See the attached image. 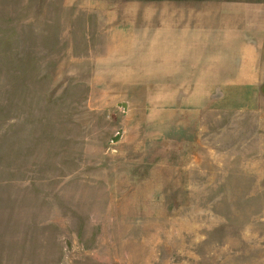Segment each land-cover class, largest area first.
<instances>
[{"label":"rangeland","instance_id":"374dc122","mask_svg":"<svg viewBox=\"0 0 264 264\" xmlns=\"http://www.w3.org/2000/svg\"><path fill=\"white\" fill-rule=\"evenodd\" d=\"M259 25L264 0H0V264H264ZM222 27L255 74L185 72Z\"/></svg>","mask_w":264,"mask_h":264},{"label":"crops","instance_id":"0c3cea01","mask_svg":"<svg viewBox=\"0 0 264 264\" xmlns=\"http://www.w3.org/2000/svg\"><path fill=\"white\" fill-rule=\"evenodd\" d=\"M261 33L264 32V26L259 25ZM204 27V26H203ZM202 27V29H203ZM213 28V27H211ZM237 32L240 33V29L243 28L246 30V27L237 26ZM208 31V28L206 27ZM203 31V30H202ZM201 31V32H202ZM222 33V34H221ZM222 41L216 42L213 44V49H207L205 47L197 48V61L184 60L182 63H178L182 68L185 67V72L190 71V73L200 74L198 77L199 80H243L248 79L247 75L255 74L254 67L258 61V56L262 57L261 52L255 46H247L245 41L242 46V42L238 48L235 49L236 58L235 62L229 61L228 58H225L224 50L229 48L227 45L229 43L230 35H226L222 30L220 31ZM213 37V31L210 33H204L199 35V39L205 41ZM240 37V34L238 35ZM242 37H240L241 39ZM211 40V39H210ZM211 48V47H210ZM264 48V46H263ZM199 53L203 57L199 58ZM217 54V58L214 57ZM228 56V55H227ZM240 58V62H239ZM186 67H190L187 68ZM209 75V76H204Z\"/></svg>","mask_w":264,"mask_h":264}]
</instances>
